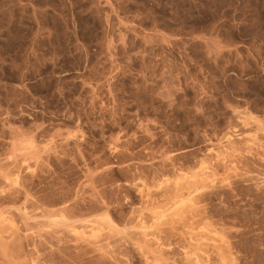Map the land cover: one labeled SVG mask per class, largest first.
Segmentation results:
<instances>
[{"label":"rangeland","instance_id":"1","mask_svg":"<svg viewBox=\"0 0 264 264\" xmlns=\"http://www.w3.org/2000/svg\"><path fill=\"white\" fill-rule=\"evenodd\" d=\"M0 32V161L9 157L10 163H3L8 171L14 163L10 170L20 165L23 194L30 191L27 194L35 198L29 204L41 202V208L44 205L48 208L43 209L51 211L61 201L77 200V210L81 211L77 216H83L70 222L78 227L84 221L80 226L85 228L78 227L77 233L99 235L98 243H104L109 257L99 252L80 255L79 251L76 257L72 250L61 251L63 244L58 247L52 235L49 246H31L33 251L25 247L24 262L145 264L136 246L127 248V240L128 245L124 244L123 237L141 244V238L138 236L137 242L139 238L133 236L136 230L131 214L136 215L140 208L146 212L144 217L153 213L146 207L147 213L142 202L149 205L154 200L145 202L143 193H157L163 180L170 181L181 168L183 173L198 168L203 160L212 167L204 165L205 170L214 169L216 174L212 179H216V189H210L212 192L199 201L203 220L211 222V227L202 220L191 226L192 230L184 221L183 228L184 219L172 213L177 201L171 204L175 206L171 212L164 209L166 201L155 200L154 210L160 213L164 209L168 215L165 221L172 213L181 222L169 220V224L158 223L159 227L155 223L156 229L152 225L153 234L157 233L165 246L164 259L157 263L187 264L184 252H190L193 245L207 248L203 250L208 251L213 264V246L224 238L236 261L229 264H264V159L254 156L257 143L249 146L253 152L246 146L249 143H236V153L231 154L234 149L229 152L224 147L226 134L233 137L234 133L236 138L245 127L254 130L252 134L257 133L258 124L264 128V0H0ZM262 132L256 136L264 135ZM260 142L264 144L261 140L257 145ZM29 144L35 148L32 153L26 151ZM214 146V160L223 156L235 161L230 170L216 168L219 166L211 156L208 160L207 150ZM183 147L190 149L188 156L173 161L175 165L165 158L168 162L163 166V155L168 157ZM160 172L164 178L158 176ZM193 172L191 175L198 173ZM203 179L204 185L210 186L211 179ZM23 202L10 207L14 214L16 208L23 211ZM179 205L177 209L184 206ZM25 207L24 212L31 213L32 209ZM15 217L17 227L24 225L21 235L26 237L35 230ZM55 221L53 228L63 227H57ZM87 221H97L92 224L95 228L98 223V227L105 225L95 231L86 228L91 226ZM108 221L113 228L106 227ZM150 221L145 222L150 223L145 225L147 229ZM127 229L132 233L122 234ZM202 232L211 235L205 237ZM212 235L219 237L218 241ZM121 236L124 241L118 240ZM190 236L192 241L205 239L189 242ZM51 245L59 250H52ZM50 251L66 255L51 259ZM0 264H5L2 259ZM148 264H156V260Z\"/></svg>","mask_w":264,"mask_h":264},{"label":"bare ground","instance_id":"2","mask_svg":"<svg viewBox=\"0 0 264 264\" xmlns=\"http://www.w3.org/2000/svg\"><path fill=\"white\" fill-rule=\"evenodd\" d=\"M3 10H5V9H3ZM8 20V19H7ZM6 22V21H5ZM6 25V24H5ZM4 27V26H3ZM2 31V30H1ZM5 33V32H4ZM0 35H1V32H0ZM2 36H3V34H2ZM0 39H2V38H0ZM3 119L5 118L4 116L2 117ZM253 119V118H252ZM254 120V119H253ZM244 122V121H243ZM4 123H5V121H4ZM259 123H261V122H259ZM243 125H244V123H242ZM241 124V125H242ZM3 125V124H2ZM6 125V124H5ZM5 125H3L4 127H5ZM242 125V126H243ZM245 125H247V124H245ZM257 126H260L261 128H262V126L261 125H257ZM256 126V127H257ZM3 127V128H4ZM243 127H245V126H243ZM249 127V126H248ZM254 127H255V125H254ZM260 127H258L256 130V134L257 135H259V133L260 132H262L261 130H264V128H260ZM3 128H2V130H3ZM240 128H242V127H240ZM253 129V128H252ZM259 129H261L260 131H259ZM241 131H242V133H240L241 135L240 136H238V137H236V138H234V133H233V137L230 135V134H226V135H224V147L225 148H227L226 150L227 151H229L230 149H234V151H229L230 152V154L232 153V152H234V153H236V147L234 146L236 143L237 144H239V143H243V144H245V143H249V145H246V146H248V148H249V151L250 152H253V151H251V149H253V145L255 146V144L257 143L258 144V141H261V140H264V138H258V139H261V140H258L257 141V137H261V136H264V135H261V136H256V134H252L253 133V131L251 130V128L250 129H248L247 127H245L244 129H241ZM258 131H259V133H258ZM5 132V131H4ZM262 133H264V132H262ZM261 133V134H262ZM15 134V133H14ZM223 134H225V133H223ZM232 134V133H231ZM3 135V134H2ZM19 135V134H18ZM5 137V136H4ZM3 138V137H2ZM6 138V137H5ZM13 139V138H12ZM15 139V138H14ZM6 140H4V142H5ZM3 142V143H4ZM250 142H252V143H250ZM261 143V144H260ZM259 143V145H257L256 144V149L257 150H255V152H254V156L255 157H257V158H259V160H261V159H264V158H261V156H264V151H262V150H264V148H262V147H264V144H262V142H260ZM5 144H7L6 146H8V143H7V141H6V143ZM243 144H240V145H243ZM14 145V144H13ZM22 145V144H21ZM250 145H252L251 147L252 148H250L249 146ZM258 146V147H257ZM223 147V148H224ZM243 147H245V146H243ZM17 148V147H16ZM26 151H28V152H31L32 153V151H34L35 150V148H34V146L32 145V144H29V145H27L26 147ZM24 148V149H25ZM182 148V147H181ZM213 148H216L215 146L214 147H211V148H209L207 151V156H209V158H208V160H210V156L212 155L211 153H213ZM224 148V149H225ZM245 148H247V147H245ZM19 149V148H18ZM21 149V148H20ZM192 149V148H191ZM212 149V150H211ZM217 149V148H216ZM229 149V150H228ZM259 149V150H258ZM262 149V150H261ZM16 150V149H15ZM176 150V149H175ZM215 150V149H214ZM227 151H226V153L225 154H227ZM245 151H247V150H245ZM190 149H189V151L186 149V148H184L183 147V149H178V150H176V151H174V152H170V154H169V156L167 157L166 155H168V154H165V156L163 155L161 158H162V160H163V158H164V160L162 161V162H164L165 161V158L169 161H171V163L173 162V161H175V160H178V161H180L178 158H180V157H186V155L188 156L190 153ZM234 153H233V155H234ZM1 154H3V153H1ZM0 154V156H2ZM5 155L7 154V153H4ZM222 154H224V153H222ZM33 155V154H32ZM218 155H221V154H218ZM233 155H231V156H233ZM7 156V155H6ZM35 156V155H34ZM215 156V155H214ZM227 156V155H226ZM217 157V156H216ZM219 157H221V158H215V160L213 159V157L211 156V158L213 159V161H215V164H217V166H219V167H216V168H220V167H223V168H228V170H230L231 169V167H230V165L231 166H233V164H234V160H232L231 159V161H230V159H228L227 157H225V158H227L228 160H226L225 158H222L223 156H219ZM230 157V156H229ZM254 157V158H255ZM2 158V157H1ZM5 158V156L2 158V159H4ZM8 158V160H6ZM160 158V159H161ZM252 158H253V155H252ZM153 159V158H152ZM160 159H158V160H160ZM185 159V158H184ZM148 160V159H147ZM166 160V161H167ZM181 160H182V158H181ZM6 161V163L8 162V161H10L9 160V157H6L5 158V160H4V162ZM128 161V160H127ZM145 161V160H144ZM153 161V160H152ZM155 161V160H154ZM161 161V160H160ZM165 161V162H166ZM167 161V162H168ZM206 161V160H205ZM234 161V162H233ZM1 163H0V259H2V261L5 263V264H22V262H23V264H27L28 262H26V260H25V262H24V260H23V253H24V250H26V248L25 247H29V248H31V250L33 251V246H34V249H35V246L36 247H38V246H43V245H45V244H48V242L50 241V239H52V237L53 236H55L54 238H56L57 239V243H59V245L58 244H55V243H53V242H55V241H53L52 243L53 244H55V246L56 245H58V247H61V245H62V247L60 248V249H62L61 251H63L64 249H65V251L67 250V251H69V252H71V250L73 251V252H75V255H76V252H77V255H78V251L80 252V255H84V253L85 252H94V254L95 253H100V255L101 256H103V255H106L107 257H108V252H106L105 251V249H104V243L102 244V245H100L98 242H99V240H100V237H99V235H97L98 237H95L96 236V234L94 235V234H91V236L90 237H88V235H87V233H86V236L84 235L85 233L83 232V236H82V232L80 231V232H78L77 233V231H76V229L79 227H81V228H85V226L83 227V226H80V225H83V223H85L84 221L82 222V223H80L79 224V226L77 227L76 225H74V223L72 224V221H77V219H79V218H81V217H78L77 215L79 214V212H81V211H79L78 212V210H77V206L79 205H77V200H76V202H74L75 200H74V198H73V200H72V197H71V200H69V201H61L56 207V209H53V207H51V205L49 206V207H51V211L49 210H45V209H43L44 207H46V206H44L43 205V208H41L42 206L41 205H39L40 203H35V204H29V203H31V202H28V201H30L33 197L31 196V198H30V195L29 194H27V193H29L30 191H28V192H25V194H23V185H24V183H23V176L22 175H20L21 174V169H19V166H18V169L16 168L15 169V167L13 168V170H10V168L12 169V166L14 165L15 166V163L12 165V166H10L9 167V171L6 169V164H3L4 162H2V161H0ZM12 162V161H11ZM15 162V161H14ZM132 162V161H131ZM161 162V163H162ZM164 162V165L163 166H165V163ZM177 162V161H176ZM202 162V163H201ZM203 160L202 161H200L199 163H201V164H199L198 165V168H196V167H191V168H193L192 170L194 171V169H197V170H195V171H197L198 173L200 172L201 174L200 175H198V176H201L202 175V177H201V180H200V178H198V176H197V178H195L196 176L195 175H197L198 173H196L195 171V175H191V173L193 172V171H191L190 169V171L191 172H189V170L185 173H183V171L181 172V170H184V169H178L179 170V172H176L175 174H174V172H175V169L173 170V174L175 175V177L173 176V174H172V177H174L173 179H170V181H168L169 180V178L168 179H166L165 181L167 182L166 184H165V181L163 182L162 181V183H164V185H162V187L160 186V188H161V190L159 189V191H158V188L156 189L157 190V193L155 192V193H152V191H149L148 192V190H146V195H144V193H143V195L142 196H144V197H146V199L145 198H143L144 199V201L146 202L147 200L150 202H152V200H156V201H160V202H162L163 201V203H164V201H166L165 203V205H164V209H166V211H168V210H172V208H174L175 206H177V207H175V209H176V212H178L177 210H179L180 212L179 213H177L176 214V212L175 211H173V210H175V209H173L171 212L172 213H175V215H177V217L179 218V216H180V218H183L184 220H181V222H183L182 223V226H183V228H185V222L187 223V225L189 226V227H186L188 230H192L193 228L191 227V226H193L194 224H196V223H199V222H201L203 219H205L204 217V213H203V211H202V209H200V207H199V201H200V199H203L206 195H208L209 193H211L210 192V189H212L213 187V189H216V185H217V183L215 184V182L216 181H214V180H216V179H214L213 181H212V179H213V177L216 175L215 173H213V170H209V171H207V170H205V166L204 165H206V162H204L205 164H203ZM8 163H10V162H8ZM129 163V162H128ZM148 163V162H147ZM182 163V162H181ZM180 163V164H181ZM185 163V162H184ZM212 163V162H211ZM211 163H209V164H211ZM17 164V163H16ZM132 164V163H131ZM168 164H170V162L168 163ZM172 164H174V163H172ZM183 164V163H182ZM182 164H181V166H182ZM195 164H197V163H195ZM194 164V166H196ZM213 165H215L214 163H212ZM9 165H11V164H9ZM18 165V164H17ZM17 165H16V167H17ZM129 165V164H128ZM146 165V164H145ZM159 165V164H158ZM157 165V166H158ZM161 165V164H160ZM160 165H159V168H161L160 167ZM167 165V164H166ZM175 165V164H174ZM185 165V164H184ZM136 167V165H133V167ZM138 166V165H137ZM162 166V165H161ZM169 166H171V164L169 165ZM177 167H180V165H176ZM175 166V167H176ZM207 168H211L212 169V167H208L209 165H208V163H207ZM210 166H212V165H210ZM216 166V165H215ZM215 166H213V167H215ZM121 167V166H120ZM124 167V166H123ZM132 167V166H131ZM130 167V168H131ZM153 167V166H152ZM166 167V166H165ZM172 167V166H171ZM176 167V168H177ZM183 168H184V166H182ZM20 168H22V167H20ZM141 168V167H140ZM155 168V167H154ZM163 168V167H162ZM162 168L160 169V171H162ZM174 168V167H173ZM230 168V169H229ZM134 169V168H133ZM152 169V168H151ZM144 170V169H143ZM156 170V169H155ZM147 171V170H146ZM149 171V170H148ZM157 171V170H156ZM166 171V170H165ZM170 171V170H169ZM176 171H177V169H176ZM185 171V170H184ZM210 171H212V173L210 172ZM154 172V171H153ZM157 172H159V170L157 171ZM193 172V173H194ZM206 172L208 173V172H210L209 174H206ZM214 172H215V170H214ZM148 173V172H147ZM169 173H171V172H169ZM190 173V175L189 176H187L188 174ZM144 174V173H143ZM155 174H157V173H155ZM163 173L162 172H160V175H159V173H158V176L160 177L161 175H162ZM215 174V175H214ZM151 175V174H150ZM167 175H168V173H167ZM167 175H164L165 176V178L167 177ZM209 175V176H208ZM211 175V176H210ZM214 175V176H213ZM170 176V175H169ZM152 177L154 178L155 176L154 175H152ZM171 177V176H170ZM209 177H211V178H209ZM152 178V180L153 181H155L154 179ZM161 178H164V177H162L161 176ZM161 178H158V179H161ZM195 178V179H194ZM203 178H208L207 179V181H209L210 179H211V181H209V182H207V183H209L210 184V186L207 184V186H205L204 184L206 183V180L203 182L202 180H204ZM171 180H174V181H172L171 182ZM199 182H198V181ZM157 181H159V180H157ZM171 182V183H170ZM200 182H202V183H200ZM212 182H214V184L212 183ZM222 182V181H221ZM220 182V183H221ZM213 186H212V185ZM221 185H222V183H221ZM220 185V186H221ZM27 186V185H26ZM25 186V187H26ZM25 187H24V189H25ZM124 187H125V185H124ZM206 189H209V190H206ZM26 191L28 190V188L27 189H25ZM139 190V189H138ZM137 190V192L139 193V195L141 194L140 192H141V189L138 191ZM143 191H145L144 189H143ZM209 191V192H208ZM58 192V191H57ZM151 192V193H150ZM208 193V194H205V193ZM27 194V195H26ZM217 194V193H216ZM29 195V196H28ZM138 195V196H139ZM222 195V194H221ZM220 195V196H221ZM56 196H57V194H56ZM59 196V195H58ZM219 196V195H218ZM28 197L30 198V199H28ZM35 198H33L32 200H34ZM38 199V198H37ZM76 199V198H75ZM22 200H24V204H26L27 205V208L29 207L30 209H32V211H31V213L29 212H24L25 211V209H26V205H24L23 204V206H24V208H23V211H21L22 209H19V208H16L15 210H16V213L17 214H14L13 213V208H10L11 206H13L14 207V205H16L17 203H19L20 201L22 202ZM40 200H41V198H40ZM63 200V199H62ZM139 200H141V195H140V198H139ZM179 200V201H178ZM36 201V200H35ZM37 201H39V199L37 200ZM70 201H73L72 203H69ZM141 201H143V200H141ZM141 201H139V202H141ZM154 201H153V204H154ZM175 201H177V204L175 205ZM34 202V201H33ZM148 202V203H149ZM169 202V204H170V206H172V205H175V206H172V207H169V204H167ZM175 202V203H174ZM178 202H179V204H181V207L184 205L185 206V208L183 209V207L182 208H179V209H177L180 205L178 204ZM182 202V203H181ZM54 203V202H53ZM56 203V202H55ZM54 203V204H55ZM158 203V202H157ZM184 203V204H183ZM20 204V203H19ZM18 204V205H19ZM44 204V203H43ZM142 204H143V207H144V205H146L145 206V209H146V207L148 208V210L150 209H152L153 210V213L150 211V213L152 214L151 215V217L149 216L150 215V213L147 211V209L145 210V211H147V213H149V215L148 214H146L145 215V217L146 216H149V218H147L146 217V219H145V221H144V215L143 214H145V213H143L142 211H144V210H140V209H142V208H140V206H139V210H136L137 212H136V215H135V213H133V214H131V216H130V220H134V222H132L133 223V225H134V227H133V229L134 230H136V231H133V236H137L136 238H141V240H140V238L137 240V242L139 241V243H141V244H139V245H137L135 242H133L132 241V239H134V238H129V237H123V238H125V241L123 240V238H122V236H121V238H119L118 240H120V239H122V240H120V241H124L125 243L124 244H126V240L128 241V244L130 243V245H128V244H126V245H128L127 246V248L128 247H130L131 245L133 246L134 245V247L136 246V252L138 251L139 253L138 254H140V257L142 256L143 257V259H144V261H145V264H148V263H150V261H152L153 262V260H156V264H158V263H160V261H161V263H162V259H164L162 256H163V251H164V245H163V243H161L160 242V238L158 237V235H156V234H153L154 232H152V231H154L153 230V228L155 227V229H156V227L159 225H164V224H166V223H170V222H172V223H175V221L177 220V221H179V219L177 218V217H175L174 216V218H173V215H172V213H171V215H172V219L174 220V222L173 221H171L172 219L170 218L171 217V215H170V217H168V222L167 221H165V219L167 220V218H165V217H167L166 216V214H165V210L163 209L162 211L161 210H159L160 211V213H162V214H160L159 212H158V210H154V208H156V207H154L153 208V204L152 203H149V205L151 204L152 206V208L150 207L149 208V205H147V203H145L144 204V202H142ZM142 204H140L141 205V207H142ZM155 204H156V202H155ZM172 204V205H171ZM183 204V205H182ZM22 205V204H21ZM179 205V206H178ZM48 206V205H47ZM54 206V205H53ZM17 207V206H16ZM28 208V209H29ZM48 207H46V209H47ZM168 208V209H167ZM12 209V210H11ZM29 209V210H30ZM12 212H11V211ZM27 210V209H26ZM52 210H54V211H52ZM34 211V212H33ZM36 211H38V213L36 212ZM163 211H165V212H163ZM15 212V211H14ZM141 212V213H140ZM156 212V213H155ZM158 212V213H157ZM14 215H13V214ZM52 213L54 214L53 216H52ZM59 213H61V214H63V216L62 217H60V219H58L59 217L58 216H60L61 214H59ZM143 213V214H142ZM13 216H12V215ZM57 214H59L58 216H56ZM66 215V217H65V215ZM128 214V213H127ZM11 215V216H10ZM81 215V214H80ZM133 215V216H132ZM165 215V216H164ZM14 216H17V217H15V218H18V216H19V220L21 221V220H25L28 224V226L30 225V226H32V230L33 229H35L32 233H30L29 232V234L30 235H26V237H25V233H24V236L23 235H21V228L24 226L23 224V226L22 225H20V227H17V224L15 223L16 221L14 220V218H12V217H14ZM54 216H56V217H54ZM128 216V215H127ZM52 217V218H51ZM56 219V221L58 222H56L55 221V223H57V227H59V225H63V227L62 228H53V227H55V225L56 224H54V218ZM63 217H65L66 218V220L68 221V222H66V220L64 219V222L61 220V218L63 219ZM75 217H78V218H75ZM74 219V220H72L71 222H70V220L71 219ZM150 218L152 219L151 221H150ZM170 218V219H169ZM207 218V217H206ZM76 219V220H75ZM121 219V218H120ZM127 219V218H126ZM128 219H129V217H128ZM127 219V220H128ZM147 219H149V221L150 222H152L151 223V225L150 226H148L150 229H151V227H152V225L154 224V227L151 229V232H150V229H147L146 227H145V225H148V224H150V223H148V224H146L145 222H146V220ZM50 220H53V221H50ZM59 220H61L60 221V223H59ZM169 220H170V222H169ZM15 221V222H14ZM17 221H18V219H17ZM19 221V222H20ZM22 222V223H24L25 225H26V222ZM163 221V222H162ZM185 221V222H184ZM204 221V220H203ZM207 221L208 220H205L204 221V223H202V224H206L207 223ZM14 224H16V226L15 225H13L12 223ZM90 221H87V223H86V225L89 223ZM97 221H95V222H93L92 223V221L90 222L91 223V226H92V228H91V226H89V224H88V227H86V228H89L90 227V229H93L94 228V230L95 231H97L98 229L97 228H101V227H103V225H105V223L103 224V223H100V225L101 224H103L101 227H98L99 226V223L97 224V228H95V225H92V224H94V223H96ZM109 222V221H108ZM128 222V221H127ZM137 223V224H134V223ZM142 222H144V223H142ZM166 222V223H165ZM180 222V221H179ZM178 222V223H179ZM180 222V223H181ZM125 223H126V220H125ZM130 223V222H129ZM155 223H156V225H155ZM162 223V224H161ZM164 223V224H163ZM177 223V222H176ZM108 224V225H107ZM113 225V223L112 222H109V223H106V227H112V225ZM131 224V223H130ZM143 224H144V226H143ZM26 225V226H27ZM53 225V226H52ZM136 225V226H135ZM210 225V226H209ZM19 226V225H18ZM22 226V227H21ZM25 226V227H26ZM27 226V228H29ZM158 226V227H159ZM203 226V225H202ZM202 226H200V227H202ZM206 226H209V227H211V222H209V224H206ZM206 226H203L202 227V229H206V228H208L209 230L208 231H210V228L209 227H206ZM113 228V227H112ZM23 229V228H22ZM51 229H53V230H51ZM97 229V230H96ZM133 229H131V231L133 230ZM201 229V230H202ZM19 230H20V232H19ZM27 230V229H26ZM25 230V231H26ZM29 230H30V228H29ZM129 229H127V233L125 234V231L126 230H124L123 231V233L122 232H120V233H122V234H124V235H127L128 233H132V232H130V231H128ZM207 230V229H206ZM213 230V229H212ZM23 231V230H22ZM28 231V230H27ZM31 231V230H30ZM95 231H92L91 232V230L89 231V232H91V233H93V232H95ZM203 231V230H202ZM205 231V230H204ZM199 232H201V231H199ZM198 232V233H199ZM206 232V231H205ZM205 232H202V235L203 236H205V237H208V235H209V237H210V235L211 234H203V233H205ZM211 232H213V231H211ZM80 233V234H79ZM134 233H135V235H134ZM197 233V234H198ZM215 233V232H214ZM213 233V234H214ZM23 234V233H22ZM90 234V233H89ZM118 234L119 233H117L116 234V237L118 236ZM196 234V235H197ZM220 234V233H219ZM218 234V235H219ZM53 235V236H52ZM93 235V236H92ZM123 235V236H124ZM130 235H132V234H130ZM52 236V237H51ZM82 236V237H81ZM129 236V235H128ZM132 236V237H133ZM139 236V237H138ZM192 237L194 236L193 234L191 235ZM191 236H190V238H189V240L191 239ZM199 236H201L200 234H199ZM198 236V237H199ZM214 235H212V237H213ZM49 237H51V238H49ZM119 237H120V235H119ZM194 237H196V236H194ZM221 237V236H220ZM222 237H223V235H222ZM23 238H25L24 240H23ZM98 238H99V240H98ZM200 238V237H199ZM218 239H219V237H217ZM195 239V238H194ZM202 238H200V239H195V240H201ZM205 238L203 237V240H204ZM209 239V238H208ZM213 239H216L215 237H213ZM218 239H216L217 241H218ZM52 240H54V239H52ZM194 240V241H195ZM203 240H201V241H199L200 243L203 241ZM224 238L221 240L220 239V242H216L217 243V245L214 247L213 246V248L214 249H212L213 250V253H214V263L213 264H229L230 262H236L235 261V259H234V261H233V255L231 254L232 252H230V248L228 247V245L226 244L227 242H224ZM192 241V239L189 241V242H191ZM194 241H192V242H194ZM210 241V240H209ZM204 242V241H203ZM206 242V241H205ZM50 243V242H49ZM51 243V244H52ZM60 243H61V245H60ZM101 243V242H100ZM107 243V242H106ZM123 243V242H122ZM134 243V244H133ZM197 242H195V244H196ZM213 243V242H212ZM216 243H213V244H216ZM52 244V245H53ZM99 244V245H98ZM199 244V243H198ZM197 244V245H198ZM212 244V245H213ZM50 246V248L53 250V248H56V250L58 249L59 250V248L58 247H53V246ZM107 245V244H106ZM105 245V246H106ZM108 245H109V243H108ZM107 245V246H108ZM126 245H124L125 247H126ZM202 245V244H201ZM32 246V247H31ZM45 246H49V244L48 245H45ZM106 246V247H107ZM110 246V245H109ZM131 246V247H132ZM134 247H132L133 249H135ZM28 248V249H29ZM47 248V247H46ZM68 248V249H67ZM109 249H110V247H108ZM132 248L130 249V250H132ZM193 245H192V247H190L189 248V250H190V252L188 251V250H186L185 251V248H183L184 249V257L183 258H185L186 260H188L187 262V264H210L209 263V257H208V255H207V252L208 251H206V250H203V249H207V248H198V247H196V248H193ZM30 250V251H31ZM38 250V249H37ZM49 249H47L46 251L47 252H49L48 251ZM57 250V251H58ZM106 250L108 251V249L106 248ZM194 250V251H193ZM200 250H201V252H200ZM39 251V250H38ZM57 251H50V254H52V257H50L51 259L53 258V255H55V253L57 252ZM61 251H59V252H61ZM67 251H66V253H67ZM192 251V252H191ZM36 252V251H35ZM34 252V253H35ZM40 252V251H39ZM38 252V253H39ZM55 252V253H54ZM198 252H200V253H198ZM205 253V254H203V253ZM44 253V252H43ZM54 253V254H53ZM58 253V252H57ZM62 253H64V252H62ZM62 253H59V255L60 254H62ZM110 253V252H109ZM131 253H133L132 251H131ZM135 253V252H134ZM182 253H183V250H182ZM30 254V253H29ZM32 254V253H31ZM40 254V253H39ZM49 254V255H50ZM65 254V253H64ZM128 254H129V252H128ZM202 254V255H201ZM28 255V254H27ZM47 255H48V253H47ZM56 255H58V254H56ZM55 255V256H56ZM58 255V256H59ZM66 255V254H65ZM69 256H70V254H68ZM77 255H76V257H77ZM93 255V254H92ZM126 255V254H125ZM131 255V254H130ZM130 255H127V256H130ZM191 255H194V258H192L191 257ZM29 256V255H28ZM37 256V255H36ZM63 256V255H62ZM72 256V255H71ZM94 256V255H93ZM96 256H97V254H96ZM110 256V255H109ZM22 257V258H21ZM31 257V256H30ZM48 257V258H49ZM65 257V256H64ZM133 257V256H132ZM20 258H21V260H22V262H21V260H20ZM25 258H26V256H25ZM33 258H35V257H33ZM57 258V257H56ZM109 258V257H108ZM130 258H131V256H130ZM190 258H192V259H190ZM39 259V258H38ZM37 259V260H38ZM42 259V258H41ZM72 259V258H71ZM75 259H77V258H75ZM79 259V258H78ZM80 259H81V256H80ZM79 259V260H80ZM132 260H134L133 258H131ZM141 259V258H140ZM166 259V258H165ZM185 259H184V262H185ZM49 260V259H48ZM126 260H127V258H126ZM142 260V259H141ZM150 260V261H149ZM34 261H35V259H34ZM54 261H55V258H54ZM159 261V262H158ZM164 261H166V260H163V262ZM52 262H53V260H52ZM79 262V261H78ZM77 262V263H78ZM143 262V261H142ZM158 262V263H157ZM33 263H35V262H33ZM50 263H51V261H50ZM29 264H31V262L29 263ZM38 264V263H37ZM78 264H81L80 262L78 263ZM127 264H130L128 261H127ZM163 264H166V262L165 263H163ZM168 264V263H167ZM232 264V263H231ZM234 264V263H233Z\"/></svg>","mask_w":264,"mask_h":264}]
</instances>
